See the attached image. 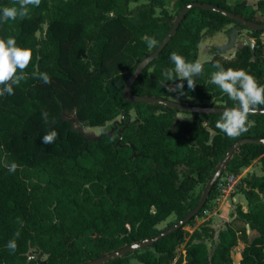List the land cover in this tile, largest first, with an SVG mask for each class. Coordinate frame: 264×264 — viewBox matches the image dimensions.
I'll return each instance as SVG.
<instances>
[{"label": "trees", "instance_id": "16d2710c", "mask_svg": "<svg viewBox=\"0 0 264 264\" xmlns=\"http://www.w3.org/2000/svg\"><path fill=\"white\" fill-rule=\"evenodd\" d=\"M132 1L41 0L38 7L28 6L24 18L0 20V38L11 36L18 46L33 49L24 70L28 78L13 86L14 95L0 97V264H36L28 256L31 248L46 254V264H79L152 237L169 215L175 214V221L168 227L196 206L200 196L191 190L208 181L234 141L264 138L263 113L250 114L252 127L233 138L216 128L223 112H195L193 119H181L177 109L128 100L122 92L187 3L217 5L264 23V0L253 7L246 0H174L176 15L165 8V0L131 7ZM12 6L18 7L16 0H0V15ZM229 23L244 27L209 9H189L159 55L133 80L131 92L191 96L210 101L196 105L236 107L211 82L214 65L244 69L264 85L261 30H252L253 55L244 44L231 58L214 53L201 62L203 72L193 78L194 88L184 81L183 94L168 91L167 85L175 87L179 80L165 81L162 74L175 67L172 52L186 62L197 61L202 35ZM144 37L154 38L156 45L149 47ZM40 72L51 83L33 77ZM42 113H47V123ZM119 115L120 130L95 139L76 127L104 126ZM51 129L58 138L44 145L42 137ZM254 160L260 161L263 174L243 180L247 208L237 204L234 220L217 233L207 225L189 232L184 224L151 246L99 264H126L129 255L136 259L132 264H264V143L240 144L224 171L236 174ZM13 162L17 168L10 172L7 166ZM207 238L214 240L211 252ZM12 239L14 253L6 247ZM240 239L245 245L236 263L231 250Z\"/></svg>", "mask_w": 264, "mask_h": 264}, {"label": "clouds", "instance_id": "9594fccd", "mask_svg": "<svg viewBox=\"0 0 264 264\" xmlns=\"http://www.w3.org/2000/svg\"><path fill=\"white\" fill-rule=\"evenodd\" d=\"M16 3L18 7H4L2 9L0 20L24 18L28 15V6L38 7L41 0H16ZM144 39L149 47H153L157 43L152 37H144ZM32 57L33 49L18 46L14 37L0 38V97L14 95L13 86H19L22 81L28 78V74L24 70L28 67ZM169 59L175 67L163 71L164 79L171 82L179 80V83H176L174 88L169 87L168 91L183 94L184 81H187L189 89L194 88L195 81L193 78L202 74L203 64L200 61L186 62L185 58L175 51L170 54ZM214 67L217 71L212 73L211 82L237 104L236 107L224 110L221 119L216 122V128L228 137H238L242 133L248 132L254 124V121H249L248 117L250 114H255L256 106L264 105V85L259 84L256 78L244 69H225L218 62ZM33 77L42 80L45 84L51 83V77L46 72L33 73ZM180 112L182 111H178L177 118H185L179 114ZM42 118L45 123L48 122L47 113H42ZM57 138V131L51 129L42 137V143L50 145ZM7 167L10 172H15L17 165L13 162ZM14 235L18 238L20 231L17 230ZM6 247L11 253H14L17 247L16 239L10 240Z\"/></svg>", "mask_w": 264, "mask_h": 264}, {"label": "rangeland", "instance_id": "374dc122", "mask_svg": "<svg viewBox=\"0 0 264 264\" xmlns=\"http://www.w3.org/2000/svg\"><path fill=\"white\" fill-rule=\"evenodd\" d=\"M145 0H136L130 2V6L134 7ZM249 7L256 5L258 0H246ZM165 8L172 14L176 15V7L174 6V0H165ZM159 12V8L156 9V13ZM233 29H236L237 33L235 35V40L233 45H229L230 33ZM264 31L259 34V39L264 40ZM39 35V32H38ZM244 35L249 36L252 41V30L246 27L236 26L233 23L227 24L223 29L217 31L213 34L204 33L201 37L198 48L200 49V57L212 58L214 53H217L223 57L231 58L234 56L236 49L242 44V37ZM206 53V54H205ZM169 87L174 88L173 84H168ZM172 100L183 102L186 104H209V100H200L191 96H171L169 97ZM180 115H183L185 118L181 119H193V113L189 112H180ZM178 115V114H177ZM131 118H135V114L131 111ZM121 116H117L114 120L107 122L104 126H80L76 125L85 135L89 138L97 137L104 132H116L120 130ZM231 174H234V178H231ZM249 174H263L260 161L254 160L249 166H245L239 169L235 173L229 171H224L221 174V177L224 179V184L216 185V188L213 190L212 196L207 198L204 206L201 208L200 213L196 215L190 223L185 224L184 229L192 232L194 229L202 227V225H207L212 227L215 233L218 232L221 228H224L227 222H232L236 216V205L241 204L244 209L247 208V200L242 192L241 185L243 184L244 178ZM206 183L198 182L195 184L191 193L193 195H199L201 197ZM175 221V214L169 215L165 220L157 224L159 229H165L171 222ZM253 235L250 233V236ZM216 237H214V240ZM214 240L207 238L205 241L207 243L208 249L211 252L213 249ZM184 242L178 248L177 254H179L182 249ZM245 242L239 240L237 244L231 250V256L233 260L238 263V258L241 254V250ZM30 258H34L36 264H46V254L42 251H39L36 248H31L28 252ZM136 262V259L133 255L128 256V263L132 264Z\"/></svg>", "mask_w": 264, "mask_h": 264}, {"label": "water", "instance_id": "95a60500", "mask_svg": "<svg viewBox=\"0 0 264 264\" xmlns=\"http://www.w3.org/2000/svg\"><path fill=\"white\" fill-rule=\"evenodd\" d=\"M192 7H200L203 9H209L215 12H218L231 20L235 21L236 23L249 28L251 30H261L264 31V23H257L255 21H251L243 17L242 15L236 14L232 11H229L223 7L209 4V3H201V2H190L187 3L178 13V15L175 17L174 22L167 32V34L164 36V38L160 41L156 49L151 52L149 55L144 57L136 66L133 73L130 75L128 80L125 83V86L123 87V96L128 100L133 101H146V102H154L158 104L165 105L167 107H171L174 109H177L178 111L182 112H189V113H195V112H224L226 107H214V106H201V105H193V104H186L183 102H178L175 100H172L170 98H162V97H154V96H145V95H136L133 94L130 90V85L133 82V80L141 73V71L149 65V63L156 58L160 51L164 48V46L167 44V42L170 40V38L175 33L177 27L180 25L182 20L184 19L185 15L191 9ZM237 31L236 29H233L230 33V41L229 45H233L235 40V35ZM242 44L248 46L251 50L252 55L254 54V42L249 38V36L244 35L242 37ZM257 111L255 113H263L264 114V108L256 107ZM78 129V128H77ZM79 131H81L79 129ZM82 132V131H81ZM108 134H111V132H106ZM87 138H89L87 135H85ZM98 137V136H97ZM97 137H91L92 139H95ZM245 142H254V143H264V138H240L234 141L231 146L228 148L226 153L223 155L221 161L217 164L216 168L212 172L210 178L206 182V185L204 187L203 193L196 204V206L183 218L175 222L169 227H166L161 232L157 233L156 235L145 238L142 240H139L137 242L130 243L128 245H125L123 247H120L119 249L109 252L101 257L95 258L90 261L82 262L79 264H99L106 260H109L111 258L119 257L126 255L132 251L135 250H141L147 246H151L156 240L160 239L161 237L173 232L174 230L178 229L179 227H182L184 224H186L189 220L194 218L197 213L201 210V208L204 206L205 202L207 201V198L209 196V193L213 189L217 179L221 176L222 172L224 171V168L226 167L229 159L231 158L232 154L234 153L235 149L242 143Z\"/></svg>", "mask_w": 264, "mask_h": 264}, {"label": "built area", "instance_id": "2783aa9c", "mask_svg": "<svg viewBox=\"0 0 264 264\" xmlns=\"http://www.w3.org/2000/svg\"><path fill=\"white\" fill-rule=\"evenodd\" d=\"M264 34V33H263ZM253 38V40H255V37H252ZM260 38V37H259ZM260 40V45H261V56H262V58L264 59V40H261V39H259ZM254 42V44H255V41H253ZM231 178H234V174H231V176H230ZM217 184H219V185H222V184H224V179L220 176L218 179H217Z\"/></svg>", "mask_w": 264, "mask_h": 264}, {"label": "crops", "instance_id": "0c3cea01", "mask_svg": "<svg viewBox=\"0 0 264 264\" xmlns=\"http://www.w3.org/2000/svg\"><path fill=\"white\" fill-rule=\"evenodd\" d=\"M205 54H206V53H205ZM209 59H210V57H207V55H206L205 58H201V57H200V49H199V51H198V58H197V61L202 62V61L209 60ZM240 258H241V254H240L239 258H238V261L240 260Z\"/></svg>", "mask_w": 264, "mask_h": 264}]
</instances>
